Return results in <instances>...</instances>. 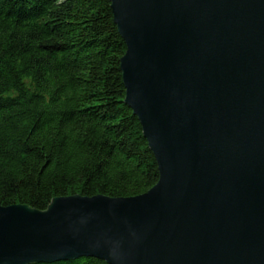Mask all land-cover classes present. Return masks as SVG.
I'll return each instance as SVG.
<instances>
[{"label":"water","instance_id":"water-1","mask_svg":"<svg viewBox=\"0 0 264 264\" xmlns=\"http://www.w3.org/2000/svg\"><path fill=\"white\" fill-rule=\"evenodd\" d=\"M148 192L0 206V264H264V0H109Z\"/></svg>","mask_w":264,"mask_h":264},{"label":"trees","instance_id":"trees-1","mask_svg":"<svg viewBox=\"0 0 264 264\" xmlns=\"http://www.w3.org/2000/svg\"><path fill=\"white\" fill-rule=\"evenodd\" d=\"M125 52L109 0H0V206L46 211L59 197L129 198L156 185L125 104Z\"/></svg>","mask_w":264,"mask_h":264}]
</instances>
